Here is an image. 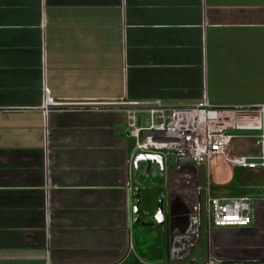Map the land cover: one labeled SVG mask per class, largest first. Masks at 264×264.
<instances>
[{"label": "crops", "instance_id": "1", "mask_svg": "<svg viewBox=\"0 0 264 264\" xmlns=\"http://www.w3.org/2000/svg\"><path fill=\"white\" fill-rule=\"evenodd\" d=\"M155 101L264 106V0H0V264H264V193L203 227L195 165L134 168L124 108L80 106Z\"/></svg>", "mask_w": 264, "mask_h": 264}, {"label": "built area", "instance_id": "2", "mask_svg": "<svg viewBox=\"0 0 264 264\" xmlns=\"http://www.w3.org/2000/svg\"><path fill=\"white\" fill-rule=\"evenodd\" d=\"M44 105H63L48 98L43 90ZM72 106V105H67ZM81 107L120 106L126 115L128 135L135 141V152L141 155H178L187 164L205 163L209 176L210 164L218 159L239 169L264 170V106L253 108H220L207 102L190 108H169L159 101L150 103L81 104ZM147 115V127H138L137 115ZM249 133L250 135H236ZM235 139L254 140L256 156H231ZM255 200L248 196H206V218L211 215L216 228H240L250 223ZM211 208V210H210Z\"/></svg>", "mask_w": 264, "mask_h": 264}, {"label": "rangeland", "instance_id": "3", "mask_svg": "<svg viewBox=\"0 0 264 264\" xmlns=\"http://www.w3.org/2000/svg\"><path fill=\"white\" fill-rule=\"evenodd\" d=\"M192 107V106H190ZM187 108V107H186ZM189 108V107H188ZM143 123L138 124V127H147L148 125V116L147 115H139L137 116ZM236 135H250L249 133H236ZM252 141L247 139H235L231 142L232 147L235 148L234 155L239 153V151L245 149L248 146H251ZM179 156L176 154H168L167 159L169 161H177L179 160ZM192 165L196 166V182H197V190L199 191V201H200V213L202 226L205 224L206 217V196H207V187L209 188V196L211 199L219 198L217 194V186L216 184L223 181L225 175L228 171H232L234 174L233 184L236 188L235 196H249L253 198H259L263 196L264 193V171L261 169L248 170V169H239L232 167L230 165L229 168L225 165L224 160L218 159L216 162L211 163V174L208 176L207 168L205 163H193ZM220 175V176H219ZM217 187V188H216ZM211 210V208H210ZM209 225L213 226L211 215L209 216Z\"/></svg>", "mask_w": 264, "mask_h": 264}, {"label": "water", "instance_id": "4", "mask_svg": "<svg viewBox=\"0 0 264 264\" xmlns=\"http://www.w3.org/2000/svg\"><path fill=\"white\" fill-rule=\"evenodd\" d=\"M166 158L161 155H138L134 159L133 166L134 168L136 167L137 163L139 162H144L146 163L149 167L151 164H155V166L158 167L159 172L161 174L164 173L165 171V165H166ZM180 163L187 164V160H180ZM136 211V210H135ZM147 212L144 210L143 216L146 217L147 219ZM156 224L159 226H167L169 234H171L172 230V215H171V207L170 205L164 206L162 202H159L158 207H157V212L154 217ZM184 241L190 240L189 237H182ZM187 245H185V249H187Z\"/></svg>", "mask_w": 264, "mask_h": 264}, {"label": "trees", "instance_id": "5", "mask_svg": "<svg viewBox=\"0 0 264 264\" xmlns=\"http://www.w3.org/2000/svg\"><path fill=\"white\" fill-rule=\"evenodd\" d=\"M217 189H218L217 190L218 196H221V197H238V196H235L236 188H235L233 182H231L227 185L219 186ZM241 196H243V195H241Z\"/></svg>", "mask_w": 264, "mask_h": 264}]
</instances>
